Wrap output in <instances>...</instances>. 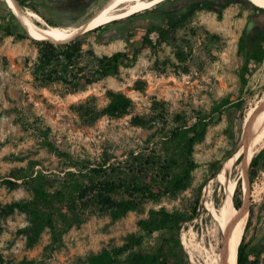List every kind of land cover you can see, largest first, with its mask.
I'll use <instances>...</instances> for the list:
<instances>
[{"label":"rangeland","instance_id":"rangeland-1","mask_svg":"<svg viewBox=\"0 0 264 264\" xmlns=\"http://www.w3.org/2000/svg\"><path fill=\"white\" fill-rule=\"evenodd\" d=\"M110 1L24 0L27 6L22 7L34 8L46 23L49 20L72 26L90 19ZM4 14L0 0V16ZM20 24L14 23L17 33L23 27ZM161 30L165 34L159 43ZM262 32L264 11L248 0H165L127 19L118 18L102 25L96 32L77 36L84 50L91 49L98 56L126 48L131 55L133 49L138 50L131 67H121L118 75L102 78L78 92H70L60 82L40 84L34 80L32 71L42 46L32 37H3L0 40V205L33 199L25 186L9 187L5 183L6 179L14 180L9 174L13 168L26 167L29 161L38 162L34 169L43 168L44 173H51L48 180L53 189L61 181L62 161L41 141L42 131L60 151L105 172L82 181L86 192L39 201L41 212L53 213L55 232L45 226L32 245L23 230L37 225L39 215L20 211L0 215V264H82L91 255L122 244L129 233L138 230L139 220L147 219L151 210L160 209L186 219L180 229V240L187 228L194 233L196 241L210 232L213 238L206 236V241L217 248L221 233L204 207L203 189L230 160L246 111L264 95V59L247 85L240 86L238 76L240 66L249 61L251 48ZM240 43L244 45L242 50ZM108 90L131 100L128 113L103 115L83 122L74 105L92 96L96 106L102 109L109 101ZM223 98H229L230 103L221 108L219 115H213L203 139L193 144L190 160L194 165L181 190L144 199L119 217H113L96 201L98 196L87 187L90 180L146 182L158 173L166 179L180 175L184 167L171 161L178 153L175 145L166 147L160 137L182 119L192 122L198 114L208 115ZM238 99L240 103L236 106ZM133 116H142L146 123L134 124ZM134 156L141 162L156 163L140 173L134 169L139 164ZM165 158L168 163L163 162ZM231 178L240 183L242 205L245 197L249 204L248 216L250 206L252 209L249 225L242 235L248 252L246 264H264V171L258 166L252 185L248 182L245 197L235 167ZM218 184L216 181L212 184L209 196L215 206L221 204L223 197ZM111 198L122 201L128 196L116 190ZM127 259L118 257L116 264Z\"/></svg>","mask_w":264,"mask_h":264},{"label":"trees","instance_id":"trees-1","mask_svg":"<svg viewBox=\"0 0 264 264\" xmlns=\"http://www.w3.org/2000/svg\"><path fill=\"white\" fill-rule=\"evenodd\" d=\"M16 1L23 7L27 6L24 0ZM3 4L5 14L0 16V40L9 35H15L20 39L31 38L23 27L21 32H15L14 23L20 24V22L7 6L5 0H3ZM32 9L35 10L34 8ZM258 9L264 11L262 8L258 7ZM133 15L126 16L122 19H127ZM47 23L50 25H59L49 20H47ZM20 25L22 26V24ZM100 26L84 33L96 32ZM164 34V30L159 32V37L157 38L159 43L163 41ZM77 36L79 35L58 43L33 39L42 46L40 48L38 62L32 71V76L35 81L40 84L60 82L70 92H78L102 78L118 75L121 67H131L137 58L138 50L133 49V52L129 55L128 48L98 56L91 49L84 50ZM239 49H244L242 43H240ZM263 59L264 32L260 34L258 42L251 48L249 61L243 63L238 70L240 86L247 85L249 77ZM106 95L109 101L102 109L96 106L94 97L92 96L74 105L78 116L83 122L94 121L103 115L122 116L128 113L132 105L128 97L122 93L110 90L107 91ZM228 103H230L229 98H223L213 106L212 111L208 115L199 116L198 114L192 122H187L182 119L181 122L165 130L164 135L160 137L166 147L175 145L178 153L173 156L171 161L172 164L178 162L184 167L180 175L166 179L160 177V173H158L150 176L146 182H126L124 179L118 180V182L113 180L94 182L90 180V185L87 187L95 193L96 197L98 196L96 201L102 204L106 210L110 211L113 217H119L124 215L127 210L134 209L144 199L156 198L181 190L188 181L190 171L194 165L190 160V152L193 144L203 139L209 120L214 114L219 115L221 108ZM239 103L240 100L238 99L235 102L236 106ZM132 122L136 125H144L146 123L142 116H133ZM40 139L44 144L51 147L55 155L61 159V172H63L61 181L53 189L52 187L54 186L48 180V176L51 173H44L43 168L34 169L38 162L29 161L26 167L13 168L9 174L14 180L6 179L5 183L9 187H15L19 184L25 186L33 194V199L28 201H13L0 205V215L7 216L14 213V211L39 215L40 219L37 225H30L23 230L28 237L29 245L35 243L39 233L45 226L51 227L52 231L55 232L53 213L41 212L38 207L39 201L56 195L64 198L68 193L69 195H73L82 190L86 192L85 188H82V181L95 175H103L105 172L102 168L90 167V163L86 160L74 159L71 155L60 151L55 144L48 140L47 134L43 131L40 134ZM134 159L135 162L139 163L134 169L140 173L146 171L149 164L156 163L155 161L141 162L135 156ZM163 162L168 163V158H165ZM258 166L259 169L264 171V147L250 160L248 167V182L250 185H252L253 179L256 176ZM160 167L158 166V168ZM17 180H20V183ZM116 190L122 191V193L128 196V199L122 201L113 200L111 194ZM242 199L240 183L238 181L231 202L234 208H240L242 206ZM251 213L252 209L250 206L244 231H246L249 225ZM184 221L186 219L176 213H169L164 209L158 211L151 210L150 216L147 219L139 220L137 222L138 230L129 233L124 238L122 244L112 246L109 249H103L93 254L82 264H116V258L122 256L129 259L124 260L122 264H191L188 259V254L185 251V238L188 228L182 231L180 240V229ZM237 250L236 264H246L249 262L244 236H242ZM262 250H258L257 253ZM251 263L255 264V262Z\"/></svg>","mask_w":264,"mask_h":264},{"label":"bare ground","instance_id":"bare-ground-1","mask_svg":"<svg viewBox=\"0 0 264 264\" xmlns=\"http://www.w3.org/2000/svg\"><path fill=\"white\" fill-rule=\"evenodd\" d=\"M163 1L165 0H112L103 10L90 19L72 26L50 25L46 23L38 13L23 8L16 0H5V3L17 17L30 37L35 40L60 42L70 38L72 39L76 35L83 34V32L109 23L115 19L124 18L150 9L155 4ZM248 1L264 9V0ZM34 20L38 21L41 25L36 24ZM263 147L264 95L255 106L246 111L242 120L241 135L230 160L221 166L203 189V196L205 198L203 203L204 207L216 222L217 229L219 233H221V241L217 248L211 241L207 242L206 236H212L213 238V234L210 232L201 235L199 241H196L194 233L188 228L185 238V249L189 257L188 259L191 260V262L193 261L195 264H236L237 248L242 239L249 208V204L245 197L247 195L248 186V167L252 157ZM233 167L237 170L238 177L241 180V185L244 190L243 197L245 198L240 208H234V205L231 203L237 183L235 179L231 178V170ZM215 181L221 185L223 190L222 202L219 206H215L212 200L209 199L212 184Z\"/></svg>","mask_w":264,"mask_h":264}]
</instances>
